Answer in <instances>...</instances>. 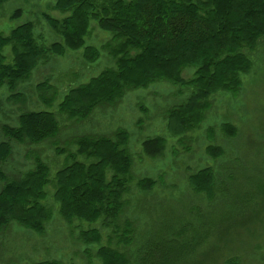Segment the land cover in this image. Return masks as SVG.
Returning <instances> with one entry per match:
<instances>
[{
	"label": "trees",
	"instance_id": "16d2710c",
	"mask_svg": "<svg viewBox=\"0 0 264 264\" xmlns=\"http://www.w3.org/2000/svg\"><path fill=\"white\" fill-rule=\"evenodd\" d=\"M8 1L0 0V12ZM54 9L66 16L57 19L45 15L44 19L60 42L40 44L32 22L18 26L8 36L0 33V90L6 87L11 97L18 98L20 95L15 92L19 85L28 81L39 64L50 57L82 51L84 60L94 63L105 51L113 59L114 67L69 89L58 105V115L83 122L98 108L115 104L129 91L166 81L191 89L187 101L168 112V129L176 138L201 126L213 96L240 92L242 76L252 67L245 50H255L264 40V0H56ZM22 15L17 10L11 18ZM93 24L111 35V40L101 48L87 43ZM6 47L11 48V63H6L3 54ZM188 68L194 69V73L185 80L183 73ZM38 89L42 92L52 87L44 82ZM55 100L56 95L44 102L52 106ZM57 113L24 112L16 127L3 126L5 141L0 143V163L11 157L12 142L39 145L55 140L60 133ZM222 129L236 135L232 125L225 124ZM129 140L125 130H118L112 138L77 137L72 142L75 152L67 156L71 162L52 178L49 166L40 157L35 159V168L19 178L10 179L0 171V232L15 223L43 234L53 217L44 203L47 188L52 187L58 212L68 225L80 221L99 224L110 231L108 245H102L100 230L80 231L87 247H98V264H150L148 257L155 255L154 249H148V254L140 252L139 259L132 262L128 248L135 235L134 225L131 221L120 224L124 197L133 180ZM166 145L162 137L142 143L145 155L151 159L164 156ZM207 154L218 159L224 151L210 145ZM188 183L197 195L209 199L216 196L217 176L211 167L190 174ZM156 185V180L147 178L137 182L143 192L152 191ZM113 243L126 249L114 248ZM87 252L91 257V252Z\"/></svg>",
	"mask_w": 264,
	"mask_h": 264
},
{
	"label": "rangeland",
	"instance_id": "374dc122",
	"mask_svg": "<svg viewBox=\"0 0 264 264\" xmlns=\"http://www.w3.org/2000/svg\"><path fill=\"white\" fill-rule=\"evenodd\" d=\"M55 2L9 0L0 12V33L8 36L18 26L32 22L40 44L48 46L59 41L60 37L43 19L44 14L57 19L66 16L54 11ZM17 10L23 15L12 19ZM110 40L109 33L92 25L88 45L101 48ZM245 52L252 67L242 76L240 92L213 96L201 126L179 138L168 129V112L187 101L191 93L188 87L160 81L146 89L127 92L115 104L98 108L86 121H72L57 113L64 95L113 68L114 61L105 51L94 63L86 62L82 51L50 57L19 85L15 92L18 98L11 97L6 87L0 90V143L5 141L2 127H16L24 112L57 113L60 133L55 140L39 145L12 142V155L0 163V171L10 179L19 178L34 169L35 159L40 157L49 166L52 178L71 162L67 156L75 152L72 142L77 137L112 138L118 130H125L130 136L133 180L124 197L120 224L131 221L134 225L135 235L128 248L132 262L139 259L140 252L148 254L154 249L155 255L148 259L156 264H264V40L255 50ZM3 54L6 63H11V48L6 47ZM193 73L194 69L188 68L183 78L189 80ZM44 82L52 89L41 92L38 85ZM54 95L52 106L44 102ZM225 124L232 125L236 135L225 132ZM156 137L166 139V151L164 156L151 159L145 155L142 143ZM210 145L221 147L223 156L211 158L207 154ZM61 150L67 153H59ZM209 167L217 176L216 196L212 199L195 194L188 183L190 174ZM146 178L157 181L152 191L143 192L137 187V182ZM47 192L44 203L53 217L45 232L36 234L15 223L5 228L0 232V264H98V247H87L80 231L100 230L102 245L109 244L110 231L99 224L80 221L68 225L53 200L54 189L49 187Z\"/></svg>",
	"mask_w": 264,
	"mask_h": 264
},
{
	"label": "crops",
	"instance_id": "0c3cea01",
	"mask_svg": "<svg viewBox=\"0 0 264 264\" xmlns=\"http://www.w3.org/2000/svg\"><path fill=\"white\" fill-rule=\"evenodd\" d=\"M55 4H56V2H55ZM55 6V5H54ZM54 8V7H53ZM54 11H57V10H55L54 9ZM59 12V11H58ZM45 15H48V14H44L43 15V19L45 18ZM44 21H45V19H44ZM46 22V21H45ZM47 24V23H46ZM91 29H92V27H91ZM34 31H35V25H34ZM35 34V33H34ZM61 41V39L59 40V41H57V42H60ZM54 43H56V42H54ZM53 44V43H52ZM76 53V52H75ZM53 57V56H52ZM34 72V71H33ZM33 74V73H32Z\"/></svg>",
	"mask_w": 264,
	"mask_h": 264
}]
</instances>
